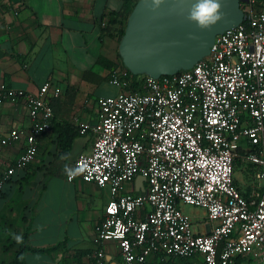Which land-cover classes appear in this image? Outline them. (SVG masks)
Listing matches in <instances>:
<instances>
[{"label": "built area", "instance_id": "obj_1", "mask_svg": "<svg viewBox=\"0 0 264 264\" xmlns=\"http://www.w3.org/2000/svg\"><path fill=\"white\" fill-rule=\"evenodd\" d=\"M241 8L242 21L218 34L189 69L133 78L125 65L112 68L109 79L120 92L98 98L93 126L79 123L80 132L92 130L93 141L75 160L77 175L110 192L94 227L93 264H107L109 240L124 264H148L156 255L264 264V0H241ZM61 93L50 81L37 92L0 88V103L23 100L31 120L28 130L0 138V153L25 138L0 177V195L15 169L36 157L38 137L54 116L49 95ZM237 158L252 165L248 185L236 175ZM138 176L142 186L129 189ZM183 204L204 208L217 223L197 232Z\"/></svg>", "mask_w": 264, "mask_h": 264}, {"label": "crops", "instance_id": "obj_2", "mask_svg": "<svg viewBox=\"0 0 264 264\" xmlns=\"http://www.w3.org/2000/svg\"><path fill=\"white\" fill-rule=\"evenodd\" d=\"M121 6L122 0H0V88L37 92L46 81L62 88L59 96L49 95L54 116L38 137L36 157L16 168L1 188L0 264L12 260L21 244L16 237L25 233L30 245L45 250L26 251L24 264H93L94 227L110 192L79 175L69 179L64 169H75L76 158L92 147V130L80 132L79 123L93 126L98 98L121 90L110 82L108 66L120 60L119 42L104 31L108 14ZM69 87L74 90L67 92ZM30 125L23 100L0 103V138ZM24 144L22 138L3 148L0 177ZM245 176L239 179L248 185L251 172ZM191 219L197 232H209L217 223L201 207L192 209ZM105 253L107 264H124L115 241L105 243ZM163 260L150 256L148 264ZM175 260L168 264H179ZM185 264L204 263L190 258Z\"/></svg>", "mask_w": 264, "mask_h": 264}, {"label": "water", "instance_id": "obj_3", "mask_svg": "<svg viewBox=\"0 0 264 264\" xmlns=\"http://www.w3.org/2000/svg\"><path fill=\"white\" fill-rule=\"evenodd\" d=\"M193 2L164 0L153 12L151 0H137L118 45L123 64L133 74L159 77L191 68L209 54L218 34L236 27L244 17L241 0H220L224 18L201 30L186 19ZM144 180L137 177L136 190Z\"/></svg>", "mask_w": 264, "mask_h": 264}, {"label": "trees", "instance_id": "obj_4", "mask_svg": "<svg viewBox=\"0 0 264 264\" xmlns=\"http://www.w3.org/2000/svg\"><path fill=\"white\" fill-rule=\"evenodd\" d=\"M136 2H137V0H135V1L134 0H122L121 8L118 10H112L108 14L109 19H108L107 25L104 27V31L110 35H115L117 37L116 39H118V42L120 41V38L122 37V35L125 31L127 18H128L129 14H130L131 10L133 9ZM119 57H120L119 62L109 61L108 66L114 68V67L119 66V65H124L120 54H119ZM104 59L100 58L99 60L103 61ZM128 73L133 78L136 77V75L132 74V72L130 70H128ZM134 87H135V83H134ZM68 90H74V89L69 87V88H67V92H68ZM53 102H54V100L51 101V104L54 106ZM235 164H236V169H238L237 168L238 166H240V169H242L243 166L245 165V167L243 168V171L247 175L253 171L252 165L247 164L246 162L242 161L240 158L236 159ZM249 189H250V186H244L242 191L244 194H247V192H249ZM29 250L39 252V251H43L45 249L41 248V247H35V246L30 245L27 241V233H25L22 236L21 244H20L19 248L16 250L15 255L12 258V260L10 262H3L2 264H24V262H25L24 261V254L26 251H29ZM170 259H173V260L176 259L175 261L179 262V264H182V263L185 264L186 261L188 260L185 258L170 257L168 259L161 261L160 264H168ZM246 261H248V258L237 257L235 259L234 264H244Z\"/></svg>", "mask_w": 264, "mask_h": 264}, {"label": "clouds", "instance_id": "obj_5", "mask_svg": "<svg viewBox=\"0 0 264 264\" xmlns=\"http://www.w3.org/2000/svg\"><path fill=\"white\" fill-rule=\"evenodd\" d=\"M147 2L148 0H146ZM163 2L164 0H151V10L155 12ZM221 8L220 0H194L186 19L201 30L210 29L224 18ZM81 170L70 168L67 165L64 169L69 178L79 174ZM16 239L18 242L22 241L20 236H17Z\"/></svg>", "mask_w": 264, "mask_h": 264}, {"label": "rangeland", "instance_id": "obj_6", "mask_svg": "<svg viewBox=\"0 0 264 264\" xmlns=\"http://www.w3.org/2000/svg\"><path fill=\"white\" fill-rule=\"evenodd\" d=\"M135 1V0H134ZM111 85V84H110ZM113 86V85H112ZM240 144L242 145V146H248V144H247V142H246V140H241L240 141ZM245 167V165L243 166V168ZM238 169H237V173H236V175L238 176V177H240V178H242V176H244L245 178H246V176H245V172L243 171V168L242 169H240V166H238L237 167ZM251 181V180H250ZM247 182V181H246ZM184 205H186L185 207H186V210H184V212L186 213V214H188L190 217H191V213H192V209L193 208H197V207H194L193 205H189V204H184Z\"/></svg>", "mask_w": 264, "mask_h": 264}]
</instances>
